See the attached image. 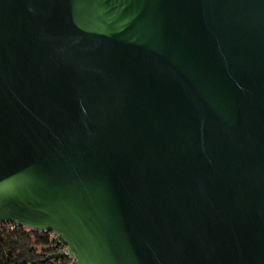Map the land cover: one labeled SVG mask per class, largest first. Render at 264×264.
<instances>
[{
  "label": "water",
  "instance_id": "obj_1",
  "mask_svg": "<svg viewBox=\"0 0 264 264\" xmlns=\"http://www.w3.org/2000/svg\"><path fill=\"white\" fill-rule=\"evenodd\" d=\"M75 264H264V0H0V223Z\"/></svg>",
  "mask_w": 264,
  "mask_h": 264
},
{
  "label": "trees",
  "instance_id": "obj_2",
  "mask_svg": "<svg viewBox=\"0 0 264 264\" xmlns=\"http://www.w3.org/2000/svg\"><path fill=\"white\" fill-rule=\"evenodd\" d=\"M48 232L19 225L9 229L6 223L0 227V264H75L70 256L44 260L53 252Z\"/></svg>",
  "mask_w": 264,
  "mask_h": 264
},
{
  "label": "built area",
  "instance_id": "obj_3",
  "mask_svg": "<svg viewBox=\"0 0 264 264\" xmlns=\"http://www.w3.org/2000/svg\"><path fill=\"white\" fill-rule=\"evenodd\" d=\"M5 223H6L7 228H9V229H15L19 225H22V224H19L16 222H5ZM1 224H3V223H0V227H1ZM25 227H27V226H25ZM27 228H30V227H27ZM31 229H33V228H31ZM38 231L40 233L48 232L49 237L52 241L51 244H52L53 249H54L53 252L62 251L65 249L67 243H66L65 239L60 234H58L55 231H47V230H38Z\"/></svg>",
  "mask_w": 264,
  "mask_h": 264
}]
</instances>
